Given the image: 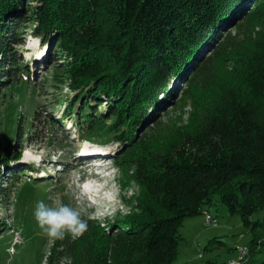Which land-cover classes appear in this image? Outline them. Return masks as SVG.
<instances>
[{"label": "trees", "instance_id": "obj_1", "mask_svg": "<svg viewBox=\"0 0 264 264\" xmlns=\"http://www.w3.org/2000/svg\"><path fill=\"white\" fill-rule=\"evenodd\" d=\"M26 11L34 34L57 37L64 65L54 74L73 91L64 115L79 135H111L116 166L139 187L127 212L88 219L79 236H54L44 264H172L179 226L214 194L252 232L251 254L264 227L251 218L264 209V0H34L27 8L0 0V86L29 83L10 46ZM32 111L9 116L13 127L0 131L1 180L5 170L10 182L17 177L9 139L21 137L22 121L37 127Z\"/></svg>", "mask_w": 264, "mask_h": 264}, {"label": "rangeland", "instance_id": "obj_2", "mask_svg": "<svg viewBox=\"0 0 264 264\" xmlns=\"http://www.w3.org/2000/svg\"><path fill=\"white\" fill-rule=\"evenodd\" d=\"M20 2L23 8H27L34 0ZM29 13L26 11L22 20L21 39L10 42L12 49L18 52L17 57L27 64V69L19 64V72L28 73L29 83L26 87H12L6 81L0 86V131L4 133L7 127H13L8 118L17 113L31 117L32 110H35L38 120L37 127L30 132L27 131L29 121L25 124L22 121L21 137L12 135L9 139L12 154L7 159V167H11L17 177L10 182L5 170L6 181L0 179V183L8 188V195L0 193V220L4 222L0 228V264L45 263L54 236L49 233L48 226H42L38 220L37 210L41 204L46 208L68 207L84 224L93 218L103 223L127 212L139 193L137 184L125 179L116 166L119 143L111 135L90 138L79 135L73 119L64 115L65 97L73 95V91L62 80L63 74H54L55 68L59 71V67H63L64 57L60 56L56 36L49 42L32 32ZM220 34L222 31L218 36ZM206 54L207 50L203 51V55ZM182 80L183 77L174 79L171 95L174 100L183 87ZM106 105L105 98H101L100 109ZM162 106L161 109L168 107L167 103ZM161 109L158 114L162 113ZM186 115L184 113L183 119ZM59 122L65 130L59 128ZM9 140L3 139L4 144ZM85 147H105L109 154L98 156L103 160L102 165L86 167L83 162L90 158L80 159ZM204 208L200 214L185 217L179 226L178 253L172 264H206L209 260L214 264H229V259L234 258L238 264L250 259L262 261L264 227L256 231L257 241L250 254L247 243L252 232L243 224L239 214L230 213L217 194ZM209 212L217 222L205 221ZM251 218L263 219L264 209L254 212ZM239 245L247 247L236 250Z\"/></svg>", "mask_w": 264, "mask_h": 264}, {"label": "clouds", "instance_id": "obj_3", "mask_svg": "<svg viewBox=\"0 0 264 264\" xmlns=\"http://www.w3.org/2000/svg\"><path fill=\"white\" fill-rule=\"evenodd\" d=\"M37 217L42 226H48L49 233L53 236L62 237L64 231L79 236L86 229V225L78 219L77 213L64 206L46 208L41 204L37 210Z\"/></svg>", "mask_w": 264, "mask_h": 264}, {"label": "bare ground", "instance_id": "obj_4", "mask_svg": "<svg viewBox=\"0 0 264 264\" xmlns=\"http://www.w3.org/2000/svg\"><path fill=\"white\" fill-rule=\"evenodd\" d=\"M85 148L86 149L83 150V151H81L80 154L83 155V156H85L86 158L91 157V158L97 159L96 161H97L98 165H102V162H103V160L101 158H99L98 156H102V155L109 154V152L105 150V147H97V148L85 147ZM84 163H86L85 165H87L89 162L87 161V162H84ZM93 166H95V165H93ZM207 219H208V217H206V219H205L206 222H207ZM244 248H242V249H244ZM243 256H244V254H243ZM240 261H241V259H240ZM237 264H238V262H237ZM239 264H241V263H239Z\"/></svg>", "mask_w": 264, "mask_h": 264}, {"label": "built area", "instance_id": "obj_5", "mask_svg": "<svg viewBox=\"0 0 264 264\" xmlns=\"http://www.w3.org/2000/svg\"><path fill=\"white\" fill-rule=\"evenodd\" d=\"M207 222L208 223H215L217 222V219L215 217H213L211 215V213L209 212L208 213V219H207ZM19 237V236H18ZM15 238H17V234H15ZM246 245H239V246H236V250H241L242 251V248H244ZM229 264H237V260L236 258L234 259H229L228 261Z\"/></svg>", "mask_w": 264, "mask_h": 264}, {"label": "crops", "instance_id": "obj_6", "mask_svg": "<svg viewBox=\"0 0 264 264\" xmlns=\"http://www.w3.org/2000/svg\"><path fill=\"white\" fill-rule=\"evenodd\" d=\"M212 215V214H211ZM185 220V219H184ZM236 248V247H235Z\"/></svg>", "mask_w": 264, "mask_h": 264}]
</instances>
